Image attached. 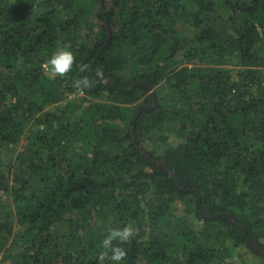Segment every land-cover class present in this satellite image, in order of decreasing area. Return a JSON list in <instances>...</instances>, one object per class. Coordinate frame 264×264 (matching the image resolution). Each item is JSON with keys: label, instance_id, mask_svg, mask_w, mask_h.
I'll return each instance as SVG.
<instances>
[{"label": "trees", "instance_id": "16d2710c", "mask_svg": "<svg viewBox=\"0 0 264 264\" xmlns=\"http://www.w3.org/2000/svg\"><path fill=\"white\" fill-rule=\"evenodd\" d=\"M97 3L0 0L2 262L114 264L98 253L125 225L137 234L120 264L262 257L243 229L264 251V0ZM61 47L76 62L49 79ZM82 76L95 80L85 106L43 111L40 97L59 101L63 83L77 93Z\"/></svg>", "mask_w": 264, "mask_h": 264}, {"label": "clouds", "instance_id": "9594fccd", "mask_svg": "<svg viewBox=\"0 0 264 264\" xmlns=\"http://www.w3.org/2000/svg\"><path fill=\"white\" fill-rule=\"evenodd\" d=\"M75 62L76 58L73 52L68 48L61 47L51 55L43 67L53 78L66 77L72 71ZM87 70L86 67L80 69L82 72ZM94 86L95 80L88 76H82L73 82V87L81 95L85 89H91ZM136 234V229L132 225L109 229L102 240V250L98 253V260L101 262L111 260L114 264H120L127 256V250L122 245L130 243Z\"/></svg>", "mask_w": 264, "mask_h": 264}, {"label": "rangeland", "instance_id": "374dc122", "mask_svg": "<svg viewBox=\"0 0 264 264\" xmlns=\"http://www.w3.org/2000/svg\"><path fill=\"white\" fill-rule=\"evenodd\" d=\"M91 3H94L95 6H97L98 8V0H89ZM105 5H110V0H105ZM90 23V30L92 29V31H97L100 26L101 23L98 21V19L96 17H93L90 19L89 21ZM187 37H192L195 33L194 30H191L190 33L185 32ZM44 66V65H43ZM44 73L47 75V77L49 79H54L48 71L45 70V68L43 67ZM260 75L262 77H264V71H261ZM65 83H63L61 86L58 87L57 91L61 94L60 95V100L57 102H53V103H49L46 101L45 97H40L38 103L42 106L43 111H55L56 109H62L67 103H71V104H82V106L86 105V102H83L84 98L83 95L79 94V93H68L65 88H64ZM178 123V121L176 123L173 124V127L176 126V124ZM29 125L26 127V129L24 130V132L28 129ZM30 139V133L29 132H25L24 136L22 137V139L20 140L16 152L22 151L24 145L26 142H28ZM78 148V147H76ZM5 200V199H4ZM6 206H7V210H9V212L12 211V207L10 206V204H8V202H3ZM12 221L14 223V227H13V235H18L21 234L23 231V226H20L19 224L16 223L15 218H12ZM0 223H3L2 221ZM9 243L12 240V237H10ZM239 254V257H237V255ZM5 257V254L2 252L0 253V264H10L9 261L3 263L2 260ZM234 260L237 264H264V258L263 257H259V256H255L252 253L249 252L248 249H246L245 247L242 248L241 250L237 251L234 257Z\"/></svg>", "mask_w": 264, "mask_h": 264}, {"label": "water", "instance_id": "95a60500", "mask_svg": "<svg viewBox=\"0 0 264 264\" xmlns=\"http://www.w3.org/2000/svg\"><path fill=\"white\" fill-rule=\"evenodd\" d=\"M102 14H104V10H103ZM141 84H143L152 93L151 87L146 82L141 81V82L138 83V85H141ZM152 96H153V93H152ZM153 101H154V96H153ZM154 106H155V103H154L153 107ZM141 109H150V107H148L146 105H142L140 107V109L138 110V112L136 113V116L134 117V121H135L137 115L140 113ZM131 137H133V131L131 132ZM133 143H134V146H136V143H135V140L134 139H133ZM138 151L140 153H142L148 159V161L152 165H154V166H156L158 168H161V169H165V167L160 162L154 161L149 156H147L144 152H142L140 149H138ZM170 178L173 179V180H175V182L178 184V180H177V178L174 175H170ZM196 195H197V193H196ZM197 201H198L197 205H198L199 211L203 214L204 217L209 218V219H214V218H217L218 217V216H212V215H209V214L203 212V210L201 208V204L199 203V196L198 195H197ZM227 218H228V220H229L230 223L233 222V219H232L231 216L227 215ZM243 236H244L245 242L250 246L251 250L254 251V252H256V253H258L260 256H262L264 258V251H262L261 249H259L256 245L252 244L248 240V238L246 236V232H245L244 229H243Z\"/></svg>", "mask_w": 264, "mask_h": 264}]
</instances>
